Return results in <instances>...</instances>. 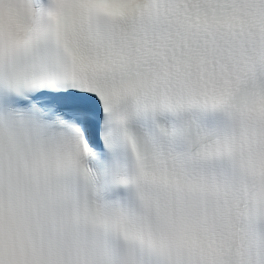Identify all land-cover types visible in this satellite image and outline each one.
<instances>
[{
	"label": "snow or ice",
	"instance_id": "1",
	"mask_svg": "<svg viewBox=\"0 0 264 264\" xmlns=\"http://www.w3.org/2000/svg\"><path fill=\"white\" fill-rule=\"evenodd\" d=\"M0 264H264V0H0Z\"/></svg>",
	"mask_w": 264,
	"mask_h": 264
}]
</instances>
